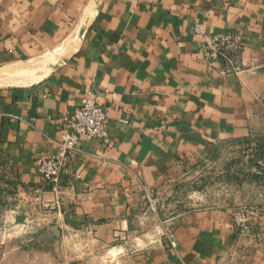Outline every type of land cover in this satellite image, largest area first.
<instances>
[{
  "label": "crops",
  "instance_id": "0c3cea01",
  "mask_svg": "<svg viewBox=\"0 0 264 264\" xmlns=\"http://www.w3.org/2000/svg\"><path fill=\"white\" fill-rule=\"evenodd\" d=\"M197 21L241 41L233 65L199 53ZM263 57L264 0H0V148L83 237L71 264H264V213L244 230L227 203L165 215L150 201L253 129ZM88 91L105 138L81 139L55 186L36 159Z\"/></svg>",
  "mask_w": 264,
  "mask_h": 264
},
{
  "label": "rangeland",
  "instance_id": "374dc122",
  "mask_svg": "<svg viewBox=\"0 0 264 264\" xmlns=\"http://www.w3.org/2000/svg\"><path fill=\"white\" fill-rule=\"evenodd\" d=\"M260 64L255 89L262 94L256 99L259 117L253 129L221 144L204 161L179 167L152 193L154 210L164 204L169 215L227 203L233 211L257 205L264 213V57ZM181 170L188 173L179 174ZM30 186L14 158L0 148V264H71L85 249L83 237L65 227L61 212ZM172 228H166L167 237Z\"/></svg>",
  "mask_w": 264,
  "mask_h": 264
},
{
  "label": "built area",
  "instance_id": "2783aa9c",
  "mask_svg": "<svg viewBox=\"0 0 264 264\" xmlns=\"http://www.w3.org/2000/svg\"><path fill=\"white\" fill-rule=\"evenodd\" d=\"M193 31L203 38V46L199 53L212 63L237 60L242 50V43L237 37L226 32H210L205 25L197 21L193 24ZM227 66L225 72H229ZM108 117L107 107L103 105L97 94L88 91L82 97L79 106L74 108L60 133L58 152L54 155L42 154L36 159L37 169L43 178L53 185L58 186L63 181V176L69 173L71 155L80 150L81 139L105 138L104 123ZM129 122V119H123ZM151 204L154 206L152 198ZM234 223L241 229L252 230L263 217V210L257 205H242L233 211ZM169 244L177 253L178 243L175 234L168 231Z\"/></svg>",
  "mask_w": 264,
  "mask_h": 264
}]
</instances>
